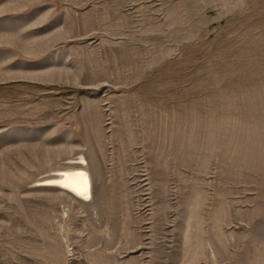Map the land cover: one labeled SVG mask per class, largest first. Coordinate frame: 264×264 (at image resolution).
<instances>
[{"label": "rangeland", "instance_id": "rangeland-1", "mask_svg": "<svg viewBox=\"0 0 264 264\" xmlns=\"http://www.w3.org/2000/svg\"><path fill=\"white\" fill-rule=\"evenodd\" d=\"M0 264H264V0H0Z\"/></svg>", "mask_w": 264, "mask_h": 264}, {"label": "bare ground", "instance_id": "bare-ground-1", "mask_svg": "<svg viewBox=\"0 0 264 264\" xmlns=\"http://www.w3.org/2000/svg\"><path fill=\"white\" fill-rule=\"evenodd\" d=\"M85 165L86 161L80 158L79 161L61 166L40 181L37 187L41 190L62 192L73 200L86 202L91 197L92 180Z\"/></svg>", "mask_w": 264, "mask_h": 264}]
</instances>
